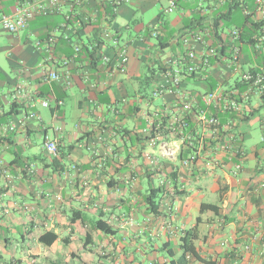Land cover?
Listing matches in <instances>:
<instances>
[{
    "label": "crops",
    "instance_id": "0c3cea01",
    "mask_svg": "<svg viewBox=\"0 0 264 264\" xmlns=\"http://www.w3.org/2000/svg\"><path fill=\"white\" fill-rule=\"evenodd\" d=\"M22 1L0 0L1 9L12 13ZM161 1L62 0L56 14L33 18L23 30L35 38V50L18 54L20 62L10 60V75L0 69V264H143L149 252L150 264H264V142L246 147L249 124L258 119L264 138V95L247 102L250 119L239 126L247 158L238 173L202 175L167 160L151 164L145 154L155 149L144 132V113L160 103L151 98L155 79L184 39L212 30L222 62L214 81L226 88L249 69L264 67V54L240 42V64L228 69V34L237 26L228 23L220 37L213 31L226 0H175L171 13L165 11L171 0L168 7ZM244 2L229 21L249 17L262 22L257 31L264 34V15L254 0ZM105 5H115L111 22ZM159 5L158 16L149 17ZM50 36L58 39L51 54L41 49ZM92 43L113 60L116 49L127 46L126 71L115 60L104 65L100 53L91 62L85 46ZM74 45L82 46L77 58ZM52 73L60 79L47 80ZM253 97L260 102L254 105ZM28 112L39 117L7 130ZM46 136L57 140L56 156L44 150ZM167 179L173 185L162 186ZM214 194L217 203L206 201ZM203 203L217 205L218 213H201ZM100 220L111 234L96 229ZM194 228L196 254L184 258L182 245ZM53 236L54 243L41 242Z\"/></svg>",
    "mask_w": 264,
    "mask_h": 264
},
{
    "label": "built area",
    "instance_id": "2783aa9c",
    "mask_svg": "<svg viewBox=\"0 0 264 264\" xmlns=\"http://www.w3.org/2000/svg\"><path fill=\"white\" fill-rule=\"evenodd\" d=\"M72 4L81 5L89 0H69ZM259 14L264 15V0H254ZM62 0H24L19 2L12 13H4L0 2V33L8 32L12 35L25 30L29 22L37 15H50L59 8ZM175 0L170 1L166 13L177 9ZM240 30L232 29L230 37L231 50L227 59L228 69L234 70L240 64L242 48L235 44L240 38ZM156 37L157 32H153ZM212 30L206 29L196 33L191 39H184L180 52L159 71L151 91L153 100L160 103L152 110L144 113L146 127L144 132L149 139V145L155 151L145 154L151 164H158L161 160L179 163L183 168L199 174H213L216 170H232L238 173L243 169L247 150L241 143L239 126L249 115L247 102L252 95H264V67L259 72L247 71L240 82L247 84L245 90L236 87L217 85L209 89L215 76V69H219V48L214 46ZM56 36L46 38L42 44L46 53L51 54L57 44ZM114 44L116 40H113ZM252 46L256 52L264 54V34L257 32L252 36ZM194 44H201L203 50L196 51ZM41 42L37 44L41 47ZM74 58L82 52L81 45H74ZM97 43L87 45L86 51L93 54V59L100 53L104 65L111 66L114 60L118 63V70L125 72L129 62L127 46L116 49L113 60ZM103 51V52H102ZM87 76V75H86ZM88 77V76H87ZM60 75L52 73L47 77L49 81L59 80ZM66 84L70 85L69 76ZM21 90L13 94L16 99ZM62 102H58L60 106ZM43 107H49L48 101H41ZM38 114L28 112L15 120L8 122L9 132H16L26 125L27 120L38 118ZM264 142V138L262 140ZM44 150L50 156L58 154L57 140L48 136L44 139ZM172 174L177 170L173 168ZM162 186L173 185L171 179L163 180ZM264 187V183L261 184ZM179 190H184L181 186ZM250 246H245L249 250Z\"/></svg>",
    "mask_w": 264,
    "mask_h": 264
},
{
    "label": "trees",
    "instance_id": "16d2710c",
    "mask_svg": "<svg viewBox=\"0 0 264 264\" xmlns=\"http://www.w3.org/2000/svg\"><path fill=\"white\" fill-rule=\"evenodd\" d=\"M228 3L227 5H225L224 7H222L215 15H214V20H213V31L215 32V35L216 36H219L220 32L221 31H224L225 28L228 27V23H234L233 25H236L237 28L240 29V38L239 40H237L235 42V44H239L240 42H246L248 44H253L252 42V36L253 34L257 33L258 29L262 26V22H259V21H249V17H245V18H242L240 17L239 20L237 21H229L230 20V17L232 15H234L235 13H240L243 9V4H245L244 0H226ZM61 4V3H60ZM60 6V5H59ZM104 15H105V18L109 20V22H111L114 17H115V12H114V9H115V5H105L104 6ZM56 14L55 13H52L50 15H54ZM50 15H47V16H44V15H37L35 16L34 18L36 17H48ZM203 18H200L199 21L201 22ZM247 28V29H246ZM220 37V36H219ZM98 45H100V43H97ZM223 45V44H222ZM86 49H87V45L85 46ZM91 57H90V61L92 62L93 59V54H90ZM230 57V56H229ZM261 69V67H256V68H252V69H249V71H252L254 73L256 72H259ZM217 86V84L215 82H212V84H208V88L209 89H214L215 87ZM233 87H236V88H240L241 90H245L247 88V84H242L241 82H238L236 85H234ZM263 97V96H262ZM264 99V97H263ZM246 119H250V116H247L244 120L242 121H245ZM206 211H211L213 212L214 214H217L218 211H219V207L217 205H214V204H206V203H203L201 204L200 206V212L203 213V212H206ZM200 219V217H199ZM96 229L99 230V231H102L103 233L105 234H111L112 233V230L111 228L106 224V222H104L103 220H100L98 221L96 224ZM198 237V234H197V230L196 228L194 229H191L187 232V235L185 237V241H184V244L182 245L183 249H184V258L188 255V254H191L192 256H195V249H194V241L197 239ZM41 239V242L48 246L52 243H54L56 241V237L53 236L51 240H46L44 241L43 238H40Z\"/></svg>",
    "mask_w": 264,
    "mask_h": 264
},
{
    "label": "rangeland",
    "instance_id": "374dc122",
    "mask_svg": "<svg viewBox=\"0 0 264 264\" xmlns=\"http://www.w3.org/2000/svg\"><path fill=\"white\" fill-rule=\"evenodd\" d=\"M161 4L164 7H168V0H162ZM159 8H160V5L151 9L148 13V16L151 18L157 17L159 13ZM35 41L36 40L34 37L27 38L26 33L23 31L16 35H12L8 32L2 31L0 33V69L4 73H7L10 75L11 74L10 60H16L17 62H20L22 59H20L18 54L24 53V50L27 52L34 51L36 48ZM148 91L149 92L151 91V86L148 88ZM254 96H257V95H254ZM156 101L157 103H159L158 99ZM252 101L254 105L260 102L258 97H253ZM262 114H264V109L262 111ZM257 117L260 118L259 115ZM249 126L251 128L250 137L246 140V147L248 149H250L251 146H254L260 143L262 139V131H261V128L259 127V119L249 124ZM206 201L217 203L218 197L216 194H214L213 196L207 198ZM148 255H149L148 259L146 258V260H142L141 258V263L150 264L152 262L151 259H153V256L151 255L150 252L148 253Z\"/></svg>",
    "mask_w": 264,
    "mask_h": 264
}]
</instances>
